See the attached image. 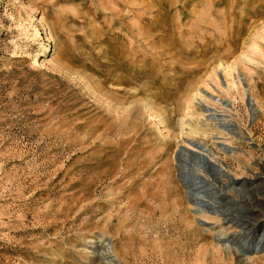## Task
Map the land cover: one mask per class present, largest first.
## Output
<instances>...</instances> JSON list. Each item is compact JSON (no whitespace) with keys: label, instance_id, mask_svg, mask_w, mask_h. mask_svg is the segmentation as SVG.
I'll return each mask as SVG.
<instances>
[{"label":"rangeland","instance_id":"1","mask_svg":"<svg viewBox=\"0 0 264 264\" xmlns=\"http://www.w3.org/2000/svg\"><path fill=\"white\" fill-rule=\"evenodd\" d=\"M263 163L264 0H0V264H264Z\"/></svg>","mask_w":264,"mask_h":264},{"label":"bare ground","instance_id":"2","mask_svg":"<svg viewBox=\"0 0 264 264\" xmlns=\"http://www.w3.org/2000/svg\"><path fill=\"white\" fill-rule=\"evenodd\" d=\"M249 105L252 107V109H253V106H252V104H251V102H249ZM251 109V110H252ZM255 112V111H254ZM254 114V113H253ZM222 115V114H221ZM223 117H224V115H223ZM223 120V119H222ZM224 125H225V127L227 126L228 127V129L230 130V131H232V132H235V133H237V127H236V123L234 122V121H232V120H228V121H226L225 120V123H224ZM224 127V128H225ZM200 145V144H199ZM200 148H202L201 146H200ZM203 150V149H202ZM205 151V150H204ZM205 153V152H204ZM203 153V151H200L199 152V158H201V159H203V160H205L206 162H208V163H212V165L214 164L215 165V162H213L208 156H206L205 154ZM213 165V166H214ZM217 165V164H216ZM263 166H264V163H263ZM214 168L216 169V171L218 170L219 171V173H224V171L218 166V167H216V166H214ZM224 176H227V174L226 173H224ZM231 179H233V178H230V179H228V181H227V183H225V184H223L222 185V187L223 186H226L227 187V185L229 186L230 185V183H234L233 182V180H231ZM252 180L253 181H250V183H249V185H251V190H256L257 191V194H260V193H263V197H264V178H263V176L261 175V174H255V176L252 178ZM244 182H246V181H243V184L242 185H244ZM245 186V185H244ZM247 186V185H246ZM245 186V187H246ZM231 187V186H230ZM244 188V187H243ZM224 189V188H223ZM248 189H249V187H248ZM229 190V189H228ZM255 192V191H254ZM229 192L227 191V190H221L220 191V197H224V196H226L227 194H228ZM251 193V192H250ZM255 194H256V192H255ZM229 195V194H228ZM227 197V196H226ZM232 201V203L233 202H235V201H237V200H234V198L233 199H231V197H230V199H229V201ZM227 201V200H226ZM263 201H264V199H263ZM258 202V201H257ZM237 203V202H236ZM226 204V203H225ZM262 205H264V204H262ZM232 207H234V205L232 206ZM237 208V207H236ZM236 208H231V207H227L226 206V208L224 207V204H223V213L225 214V216L228 218V219H236V220H238V210H236ZM245 208V207H244ZM244 210V209H243ZM249 210H254L255 212H257L256 210H259L260 212H262V214H263V212H264V210L261 208V206H258V205H254V206H251L250 207V209ZM246 212V211H245ZM254 213V212H253ZM242 215V214H241ZM258 215V214H257ZM225 217V218H226ZM242 217V216H241ZM255 217V216H254ZM247 218V217H246ZM253 217L251 216H248V218H247V220H246V222H242L244 225H246V224H248V226L250 225V226H252V227H249V228H247L246 226H244L243 227V229L242 230H240L241 231V233L240 234H245V235H249V234H252L253 232H255V230L258 228V227H260V226H263L264 227V217H258L257 219H255V221L253 222ZM198 221L202 224L203 223V220H202V218H198ZM238 232V231H237ZM236 232V233H237ZM239 233H237V234H239ZM238 236V235H237ZM220 240V239H219ZM257 244H260L259 246L260 247H264V239H260L259 241H258V243ZM247 249H252V250H254L255 251V249H257L258 248V245L257 246H247L246 247ZM251 250V251H252ZM258 250V249H257ZM260 250V249H259ZM244 254H242V257L240 256V260L241 261H246L247 260V257H245V256H243Z\"/></svg>","mask_w":264,"mask_h":264}]
</instances>
